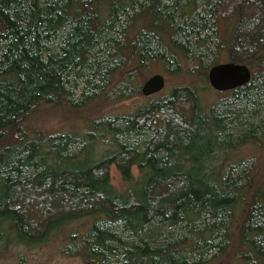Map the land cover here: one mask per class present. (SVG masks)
<instances>
[{"label":"trees","instance_id":"obj_1","mask_svg":"<svg viewBox=\"0 0 264 264\" xmlns=\"http://www.w3.org/2000/svg\"><path fill=\"white\" fill-rule=\"evenodd\" d=\"M222 1L0 0V255L62 237L76 264H264L261 158L240 155L264 149V54L234 52L263 41L256 20L220 17ZM226 62L252 80L207 103L208 73ZM154 64L185 83L85 131L25 123L43 107L141 97Z\"/></svg>","mask_w":264,"mask_h":264},{"label":"rangeland","instance_id":"obj_2","mask_svg":"<svg viewBox=\"0 0 264 264\" xmlns=\"http://www.w3.org/2000/svg\"><path fill=\"white\" fill-rule=\"evenodd\" d=\"M260 1V9L256 12L257 6L249 5L248 0H223L217 8L218 15L224 19L232 18L236 12L240 13V23L256 20V29L254 30V34L258 35L261 38V43L258 47L252 46L250 50L245 51L244 45L237 43L235 45L234 52L236 56L240 59L238 62L247 63L249 60H254L257 56H261L264 54V0ZM247 53V54H246ZM238 59V58H237ZM213 60V54L209 57L208 61ZM148 73H144L139 75L137 81L140 86L148 80L151 76L155 74H163L166 78V89L159 95L152 97L153 98H161L167 95L172 87L180 84H184L185 81L181 77H169L167 74L161 69V65L154 64L151 66L150 71ZM209 84V83H208ZM141 90V89H140ZM230 92L226 93H218L214 91L210 85L207 87L202 93V99L207 103H214L217 99H224L229 97ZM151 98H147L144 96H136L135 98L121 102L116 105H105L100 103H92L88 109L82 110L79 112H74L73 110L67 108H52V107H43L40 112L33 113L27 120L26 124L30 128H36L39 130H43L47 133L61 132V131H85L87 120H92L97 118L103 114L117 115L123 114L125 112H133L137 107L147 104ZM264 118V112L261 113ZM261 117V118H262ZM262 118V119H263ZM260 120H257L258 123ZM242 153V154H241ZM240 155L242 157L250 158L254 157L257 154H260V169L262 170L261 178L264 180V149L260 147H246L241 151ZM249 167L251 163L247 164ZM133 173L135 176L138 175L136 168L133 169ZM110 178L112 185L119 191H121L125 185L121 180V176L117 171L115 166H112L110 169ZM183 228L178 229L179 232L185 233ZM64 240L62 237H56L51 241L47 242L42 246L33 247L31 249H27L24 247H14L8 252H4L0 255V264H76L79 263V260L73 256L75 253L76 244L70 245L68 248L72 249L73 252L66 251L64 247ZM217 264H227L225 262H217ZM229 264H238L236 261Z\"/></svg>","mask_w":264,"mask_h":264},{"label":"water","instance_id":"obj_3","mask_svg":"<svg viewBox=\"0 0 264 264\" xmlns=\"http://www.w3.org/2000/svg\"><path fill=\"white\" fill-rule=\"evenodd\" d=\"M252 80L251 69L245 64L220 63L213 66L208 73L210 87L218 93L234 91L244 87ZM166 78L163 74L151 76L141 87L144 97H153L166 89Z\"/></svg>","mask_w":264,"mask_h":264}]
</instances>
